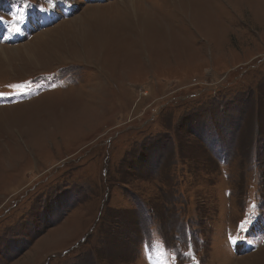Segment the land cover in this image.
Here are the masks:
<instances>
[{"label":"rangeland","instance_id":"374dc122","mask_svg":"<svg viewBox=\"0 0 264 264\" xmlns=\"http://www.w3.org/2000/svg\"><path fill=\"white\" fill-rule=\"evenodd\" d=\"M129 3L0 0V264H264V0Z\"/></svg>","mask_w":264,"mask_h":264},{"label":"bare ground","instance_id":"6f19581e","mask_svg":"<svg viewBox=\"0 0 264 264\" xmlns=\"http://www.w3.org/2000/svg\"><path fill=\"white\" fill-rule=\"evenodd\" d=\"M120 1L121 0H119V3H120ZM128 1V3L129 4H131V2H132V0H126V2ZM127 6V5H126ZM41 35H43V34H38L37 36H36V41L34 40V42L33 43H38V42H40L41 41V39H39L40 38V36ZM33 38V39H34ZM42 44V43H41ZM8 47L9 46H4V47H0V57H2V59L3 60H5L6 62L7 61H9V58H8V54H10V55H12V54H20V53H22L23 55H25L26 57L28 56V54H29V50H28V46H23L22 48H19V46L17 47V48H14V50H9L8 49ZM7 52H8V54H7Z\"/></svg>","mask_w":264,"mask_h":264}]
</instances>
